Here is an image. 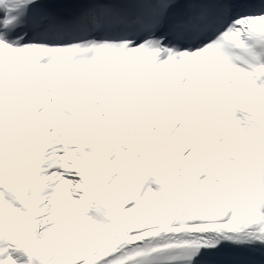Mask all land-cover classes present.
I'll list each match as a JSON object with an SVG mask.
<instances>
[{"label": "snow or ice", "instance_id": "6c2138e0", "mask_svg": "<svg viewBox=\"0 0 264 264\" xmlns=\"http://www.w3.org/2000/svg\"><path fill=\"white\" fill-rule=\"evenodd\" d=\"M0 264H264V0H0Z\"/></svg>", "mask_w": 264, "mask_h": 264}]
</instances>
